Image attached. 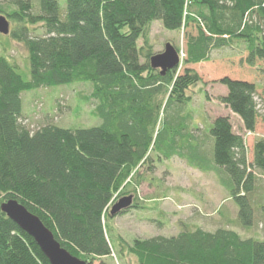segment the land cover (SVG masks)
Here are the masks:
<instances>
[{
  "label": "trees",
  "instance_id": "trees-1",
  "mask_svg": "<svg viewBox=\"0 0 264 264\" xmlns=\"http://www.w3.org/2000/svg\"><path fill=\"white\" fill-rule=\"evenodd\" d=\"M0 15L13 25L9 35L26 46L31 71L25 79L16 58L0 55V264H51L2 211L9 200L24 205L62 247L89 264H133L128 260L134 257L137 264H264V238L244 237L229 226L126 243L113 224L130 209H149L129 188L166 138V129L157 128L160 115L172 106L177 115L192 100L188 91L202 81L196 67L209 65L223 49L242 55L250 67L264 62V0H0ZM154 21L185 37L184 48L172 41L184 52L182 63L164 74L151 65L159 53L148 37ZM219 81L227 87L221 102L254 132L258 85L229 75ZM70 83L91 87L99 124L47 123L32 130L21 123L23 93ZM177 132L168 136L165 156L221 172L239 207L237 222L252 227L264 137L256 139L250 161L230 116L214 119L208 153L190 140L180 147ZM129 193L132 205L111 216L112 205Z\"/></svg>",
  "mask_w": 264,
  "mask_h": 264
},
{
  "label": "rangeland",
  "instance_id": "rangeland-1",
  "mask_svg": "<svg viewBox=\"0 0 264 264\" xmlns=\"http://www.w3.org/2000/svg\"><path fill=\"white\" fill-rule=\"evenodd\" d=\"M60 3L64 4V0H60ZM148 37L154 50L159 53L164 51L167 43L173 45L172 41L180 48L185 47L183 33L165 29L160 21L151 24ZM3 54L16 58L19 73L27 80L30 78L28 52L22 42L9 34L0 33V55ZM241 57L224 49L215 51L209 65L196 67L202 81L188 91L192 100L182 105L177 115L174 106L160 115L157 128L161 131L166 129L167 140L164 139L161 147L157 146L151 151L139 169V182L129 188L149 209H130L113 219L115 229L126 243L158 235L173 236L185 228L201 227L214 231L222 226H229L244 237L264 238V208L261 207L264 206V175L260 171H256L260 190L255 197L257 202L260 201L254 212L255 222L252 227L245 228L237 222L239 207L219 178L221 172L200 170L190 166L187 159L180 155L167 157L163 153L174 128L180 135L177 139L180 147L190 140L193 146L199 147L201 151L204 148V152L208 153L212 149L208 140H211L214 119L230 116L234 131L246 140L248 159L252 161L254 143L256 139L264 137V62L250 67ZM224 75L258 85L256 99L260 112L254 132L244 129L240 118L221 102V96L227 94V87L219 81ZM90 92L91 87L85 83L60 84L25 92L22 94L24 116L21 123L32 130L47 123L66 128L97 125L100 121L94 114L96 102L90 99ZM204 141H207L206 146ZM120 263L126 262L121 260ZM128 263L137 264L136 258H130ZM113 264L119 262L114 260Z\"/></svg>",
  "mask_w": 264,
  "mask_h": 264
},
{
  "label": "water",
  "instance_id": "water-1",
  "mask_svg": "<svg viewBox=\"0 0 264 264\" xmlns=\"http://www.w3.org/2000/svg\"><path fill=\"white\" fill-rule=\"evenodd\" d=\"M10 25L8 18L0 15V33L10 34ZM180 61V54L175 46L167 43L163 52L157 53L151 58V65L155 69H160L164 74L168 69L177 67ZM132 203V194L121 197L112 205L110 215L114 216L123 210H127ZM1 208L23 231L34 238L51 264H89L62 247L59 241L55 239L53 232L24 205L16 200H9L4 202Z\"/></svg>",
  "mask_w": 264,
  "mask_h": 264
},
{
  "label": "built area",
  "instance_id": "built-area-1",
  "mask_svg": "<svg viewBox=\"0 0 264 264\" xmlns=\"http://www.w3.org/2000/svg\"><path fill=\"white\" fill-rule=\"evenodd\" d=\"M181 57H184V52L181 53ZM181 63H182V59H181Z\"/></svg>",
  "mask_w": 264,
  "mask_h": 264
}]
</instances>
